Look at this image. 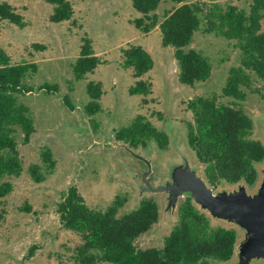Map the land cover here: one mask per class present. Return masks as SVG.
Returning <instances> with one entry per match:
<instances>
[{
	"label": "rangeland",
	"instance_id": "obj_1",
	"mask_svg": "<svg viewBox=\"0 0 264 264\" xmlns=\"http://www.w3.org/2000/svg\"><path fill=\"white\" fill-rule=\"evenodd\" d=\"M69 1L74 9L73 17L52 22L53 5L46 0H0L11 4L26 23L21 28L0 19V48L10 56L12 64L32 62L38 66L36 72L30 71L23 80L32 91L16 94L19 103L29 108L35 132L25 144L24 133L17 127L15 137L23 171L20 176H6L2 180L11 181L13 190L0 198V264H77L74 249L80 244V237L61 225L57 211L70 186H76L86 204L96 210H105L117 197L126 198L119 215L139 204L135 183H140L136 176L144 170L145 162L114 143L120 141L117 131L129 127L138 115L169 137L166 150H161L153 140L145 147L141 145L143 154H157L147 158L159 179L170 173V162L175 157L170 153L176 152V146L204 172V165L188 142L189 123L194 124V113L188 103L199 96H216L218 104L241 108L253 120L252 136L264 144L261 138L264 136V98L247 92L246 99L238 101L222 93L230 69L240 64L235 41L205 32L203 24L185 49H195L205 55L212 72L209 79L189 85L179 78L174 47L162 44L159 25L143 33L132 22L141 15L132 0ZM251 1L200 0L206 7L216 2L247 11ZM181 3L161 0L156 11L160 20ZM84 37L90 39L100 63L93 72L76 79L73 68ZM130 45H141L154 61L153 68L142 77L151 84L146 96L130 93L138 80L133 68L123 66V49ZM91 81L100 82L103 90L98 100L100 110L95 114L86 110L92 101L88 93ZM46 84L57 85V89H40ZM254 86H260V81ZM44 151L55 162L53 170L47 168L48 162L42 156ZM35 163L45 175L40 183L29 172V166ZM222 186H226L224 189L235 187L227 183ZM145 196L155 198L160 207L159 195ZM186 198H181L179 205ZM178 220L175 215L168 225L165 222L153 225L136 240L137 246H162ZM214 264H226V261H214Z\"/></svg>",
	"mask_w": 264,
	"mask_h": 264
},
{
	"label": "trees",
	"instance_id": "obj_2",
	"mask_svg": "<svg viewBox=\"0 0 264 264\" xmlns=\"http://www.w3.org/2000/svg\"><path fill=\"white\" fill-rule=\"evenodd\" d=\"M46 1L53 5L50 21L63 22L73 17L74 9L69 0ZM175 1L182 3L167 11L160 20L156 11L161 0H132L141 14L132 22L143 33L159 25L162 44L175 49L180 80L194 85L211 76L209 59L198 50L185 49L204 24L205 32L235 41L240 51V64L230 69L223 95L242 101L247 92H252L264 98V0H252L248 11L232 4L225 7L213 2L206 7L200 0ZM0 19L21 28L26 25L23 16L8 2H0ZM83 42L73 68L76 79L84 78L100 63L90 39L84 37ZM153 65L151 54L141 45L123 49V66L133 68L138 78L130 88L131 94L146 96L150 93L151 84L142 77ZM37 69V64L32 62L12 64L10 56L0 48V198L13 190L11 181L2 180L6 176H20L23 171L15 137L17 127L24 133L25 144L35 132L29 108L19 103L16 94L32 91L23 80L30 71ZM256 81H260V86H254ZM42 88L56 90L57 85L46 84ZM88 93L92 101L86 110L95 114L100 110L101 83L89 82ZM216 99V96H199L189 101L188 107L194 113V124L189 123L188 128L189 145L204 165L205 176L214 188L223 181L234 184L241 180L253 186L258 178L256 163L264 160V145L252 136V118L241 108L218 104ZM117 138L136 148L147 146L151 140L161 150L169 146L168 134L144 121L142 115H138L129 127L119 129ZM43 153L47 168L53 170L55 162L51 154ZM41 169L36 163L29 166L37 183L45 179ZM125 201L126 198L117 197L105 210H96L86 204L76 186L68 188L57 211L61 225L80 237L81 242L74 249L77 264H214V261L225 262L232 258L238 237L236 230L214 226L190 198L179 205V220L165 236L162 246L138 247L136 240L158 221L159 205L155 198L145 197L130 212L119 215ZM26 209L30 210V206Z\"/></svg>",
	"mask_w": 264,
	"mask_h": 264
},
{
	"label": "water",
	"instance_id": "obj_3",
	"mask_svg": "<svg viewBox=\"0 0 264 264\" xmlns=\"http://www.w3.org/2000/svg\"><path fill=\"white\" fill-rule=\"evenodd\" d=\"M261 138L264 140V136ZM114 143L145 162L144 170L136 176L140 180V183H135L137 198L141 201L145 197H151L145 195H159L162 202L156 225L163 222L168 225L175 215L179 217V200L183 197L190 198L194 206L212 222L236 230L238 237L234 253L226 264H264V160L256 163L258 178L253 186L241 180L234 184L223 181L214 188L205 173L200 172V165L191 163L179 146H176L175 153H170L175 156L170 162V173L167 172L159 179L158 174L153 173L151 162L147 158L157 154H143L141 145L135 150L130 143L122 140ZM226 183L235 187L220 188ZM174 227L170 228V232Z\"/></svg>",
	"mask_w": 264,
	"mask_h": 264
}]
</instances>
